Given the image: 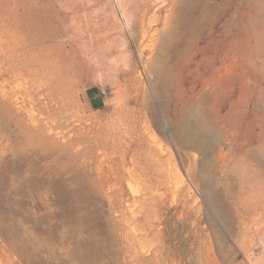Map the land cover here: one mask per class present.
I'll return each instance as SVG.
<instances>
[{
    "label": "rangeland",
    "instance_id": "rangeland-1",
    "mask_svg": "<svg viewBox=\"0 0 264 264\" xmlns=\"http://www.w3.org/2000/svg\"><path fill=\"white\" fill-rule=\"evenodd\" d=\"M47 205L104 264H264V0H0V216Z\"/></svg>",
    "mask_w": 264,
    "mask_h": 264
},
{
    "label": "bare ground",
    "instance_id": "bare-ground-1",
    "mask_svg": "<svg viewBox=\"0 0 264 264\" xmlns=\"http://www.w3.org/2000/svg\"><path fill=\"white\" fill-rule=\"evenodd\" d=\"M166 61L164 59L165 65H167ZM167 70L162 64L157 68L161 75L159 77H163L165 82L168 79ZM184 137L185 142L198 145V141L189 133ZM18 151L15 147L13 154L17 155ZM50 188L48 187L49 190ZM75 192L81 196H88L91 190L89 185L82 181ZM19 216L18 212L0 216V238L7 264H104L101 259V240H95L92 246L83 236L87 226L86 220H79L73 228L69 213L63 210L56 212L49 205L45 206L44 215L41 218L34 215H27L24 218ZM55 217L59 218L55 219ZM94 222L98 224L97 216Z\"/></svg>",
    "mask_w": 264,
    "mask_h": 264
},
{
    "label": "crops",
    "instance_id": "crops-1",
    "mask_svg": "<svg viewBox=\"0 0 264 264\" xmlns=\"http://www.w3.org/2000/svg\"><path fill=\"white\" fill-rule=\"evenodd\" d=\"M94 100H96V99H94ZM97 103H98V101H97Z\"/></svg>",
    "mask_w": 264,
    "mask_h": 264
}]
</instances>
